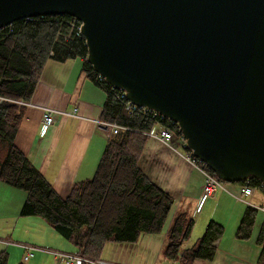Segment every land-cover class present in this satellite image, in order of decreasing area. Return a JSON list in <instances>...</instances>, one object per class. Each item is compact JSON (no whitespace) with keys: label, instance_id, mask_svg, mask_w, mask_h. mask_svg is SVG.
Listing matches in <instances>:
<instances>
[{"label":"water","instance_id":"1","mask_svg":"<svg viewBox=\"0 0 264 264\" xmlns=\"http://www.w3.org/2000/svg\"><path fill=\"white\" fill-rule=\"evenodd\" d=\"M48 14L82 22L95 70L221 180L264 182V0H0V28Z\"/></svg>","mask_w":264,"mask_h":264},{"label":"trees","instance_id":"2","mask_svg":"<svg viewBox=\"0 0 264 264\" xmlns=\"http://www.w3.org/2000/svg\"><path fill=\"white\" fill-rule=\"evenodd\" d=\"M73 21L80 24L68 14H48L21 18L0 28V182L26 192L22 216L41 217L70 242L73 252L101 258L109 242L135 243L142 234L161 233L174 197L153 182L139 165L149 138L144 132L154 127L156 118L142 108L130 112L118 97L120 89L98 79V72L87 59L86 40ZM75 57L83 58L86 76L107 91L101 118L129 129H121L108 138L93 177L76 182L64 196L32 163L16 139L26 103L34 95L47 60ZM171 126L181 136L179 127L174 123ZM210 171L218 177L211 168ZM236 183L259 188L263 182L250 175ZM257 213L250 206L245 210L237 230L239 238L251 236ZM194 223L188 211L176 215L167 233V259L194 264L197 259L214 257L224 227L212 220L198 242L186 247ZM257 243L262 247L259 264H264V222ZM0 264H9L7 250L0 251Z\"/></svg>","mask_w":264,"mask_h":264},{"label":"crops","instance_id":"3","mask_svg":"<svg viewBox=\"0 0 264 264\" xmlns=\"http://www.w3.org/2000/svg\"><path fill=\"white\" fill-rule=\"evenodd\" d=\"M82 68L83 58L81 57L66 61H57L53 58L47 60L34 95L26 103V114L16 139L18 146L32 163L64 196L76 182L93 177L110 137L109 130L96 122L103 120L101 114L107 99V91L89 79ZM75 107H77L75 115L66 114ZM45 108L56 110L54 123L49 128L44 127ZM179 152L149 136L139 165L153 182L173 195L174 203L171 211L173 213L169 221H166L167 224L165 223L161 233L142 234L135 244L113 242L108 251L123 247L128 250L127 256L130 252H139L144 256H140L136 264H182L178 260H169L165 254L163 255L167 245V233L180 211H188L193 216L192 208L195 206L198 216L194 218L195 223L190 237L198 228L204 229L205 232L212 220L224 227V233L216 242L214 257L211 260L197 259L194 264H259L262 247L257 243V239L260 226L264 222V211L253 207L249 202L258 206L263 205L264 192L256 190L252 196H249L242 192V184L227 183L226 188H218L212 196L203 201L205 175L185 158L186 151L179 150ZM19 189L0 182V211L5 212L7 201L11 196L15 194L20 196L17 209L13 206L10 214L12 218H15L13 228L7 230L9 231L7 237H0L3 245L0 251H14L11 245H17L22 249L21 260L22 253H25L23 247L25 244L36 246L44 244L49 246H43L44 248L73 252V246L67 240L70 245L67 249L59 247L63 241L57 237L53 238L56 241L55 244L50 241L51 236L54 235L52 232L54 229L46 221L44 222V219L39 216L21 215L26 192ZM208 202L211 205L210 212L203 218L202 213ZM249 206L256 209L258 213L251 236L242 239L237 236V230ZM14 214H17V217ZM19 222L22 223L24 235L30 243L16 242L11 239ZM35 227L38 228L32 235ZM41 230L48 234L45 240H42L39 235ZM4 239H8L9 243H4ZM188 241L185 244L186 247L190 246ZM106 253L108 252L104 249L102 258L104 256H106L104 259L109 260L124 258L123 255L121 257L111 253L108 256L105 255ZM49 254L52 256L51 253ZM35 259H41L44 263L51 260L49 256L43 255L35 256Z\"/></svg>","mask_w":264,"mask_h":264},{"label":"built area","instance_id":"4","mask_svg":"<svg viewBox=\"0 0 264 264\" xmlns=\"http://www.w3.org/2000/svg\"><path fill=\"white\" fill-rule=\"evenodd\" d=\"M44 16V15H41ZM33 17H28L27 19H32ZM13 23V22H12ZM10 23V24H12ZM73 26L78 28L79 34L82 35L81 32V26L82 23L77 24L76 21H73ZM5 27V26H4ZM3 28V27H1ZM99 74V73H98ZM98 79L101 81H106V79L99 74ZM118 97L120 100H122L125 103V107L130 111H134L136 108H142L139 107L138 105H135L127 96V93L125 90L120 89V92L118 94ZM145 110H150L153 113V116L156 118V123L154 124V127L151 128L149 131H145L144 133L147 136L154 137L156 139H159L162 143L177 149L174 145L175 141V131L172 128L171 124L175 123V121L162 113L149 109V108H142ZM55 112L54 109L51 108H45V112L43 114V122H44V127L49 128L53 123H54V115L53 113ZM77 112V107L73 108L71 111L67 112V114L75 115ZM161 119V120H160ZM162 120H168V123H164ZM97 122L101 123L102 125L105 126L106 129L109 130L110 135L117 134L119 130L121 129H129L128 126H124L117 121H104V120H97ZM181 139L183 140V144L185 147V158L191 162V164L195 167H197L199 170H201L204 175H205V184H204V190H203V201L209 197L212 196L213 193L218 189V188H226L225 182L220 180L218 177L214 176L211 171L210 167H208V164L204 162L202 159L199 157L195 156L192 152V150H189L187 147V140L183 134H181ZM184 156V155H183ZM241 190L244 194L252 196L256 190L264 192V183H262L261 186L254 187L249 183H245L244 185L241 186ZM250 205L253 207L263 210L264 211V204L261 206H256L255 204L249 202ZM7 243V242H6ZM26 249V254H25V260H28L30 257L34 256V252L38 249L37 247H34L32 245H24ZM45 251L50 252L54 256L55 263H64V264H117L113 262H109L107 260L101 259V258H91L88 256H83L78 253H72V252H65V251H60V250H46L42 249Z\"/></svg>","mask_w":264,"mask_h":264},{"label":"rangeland","instance_id":"5","mask_svg":"<svg viewBox=\"0 0 264 264\" xmlns=\"http://www.w3.org/2000/svg\"><path fill=\"white\" fill-rule=\"evenodd\" d=\"M51 109H53V108H51ZM55 112H56V110H55ZM54 113H53V115H54ZM66 114H67V112H66ZM69 115H71V114H69ZM54 120H55V117H54ZM104 121H106V120H104ZM174 145L177 148L175 150H177L178 152H179V150L185 151V147H184V144H183V140L181 139V137L179 135H175ZM205 180H206V178H205ZM226 184L227 183H225V186H226ZM19 190H22V189H19ZM19 201H20V196L18 194H15L14 196H11V198H9V200L7 201V205H6V208H5V212L0 211V237H2V238L7 237L9 235V231H7V230H11L13 228L15 218H12V216L10 214L13 211V206H14V209H17V203H19ZM256 206H258V205H256ZM210 207H211L210 202H208L205 205L204 211L202 213L203 218L209 214ZM195 210H196V208L194 206L192 208V212H193L192 214H193L194 218L196 219V217L198 216V214H197V212ZM171 211H172V209H171ZM14 213H15V210H14ZM172 213L169 215L167 221H169V219L171 218ZM14 215H15V217H17V214H14ZM29 217H32V216H29ZM44 222H45V220H44ZM37 228L38 227H35L34 228V230L32 231V235H33L34 231ZM52 232L54 234L50 238V241L52 243H54V244L56 243V241L53 238L54 237H57V238H59V240H62L63 241V244L62 245H59V247L61 249H67L70 246L69 243L64 238H62L60 235H58L54 230ZM203 232H204V229L203 230H199V228H198L191 235V237H190V239L188 241V245L192 246V245L196 244L198 242V240L202 237V235H203L202 233ZM24 233H25V230L22 228V223L19 222L17 224V226H16L15 234H14V236H12L11 239L14 240V241H16V242H26V243H30L27 240V237L24 235ZM39 235H41L42 240H45V237L48 236V234L45 233L44 230H41ZM1 242L2 241H0V250L3 248V245L1 244ZM112 244H114V243L113 242H110L106 246L105 251L108 252V253H106L105 255H108V254L113 253L116 256L117 255H120L122 257V255H123L124 258H111V260H109L107 258V260H109V261L116 262V263H119V264H130V263L131 264H136V262L138 261V259L140 258V256H142V255H140L139 252H134V253H131L130 252L129 256H127L128 255V250L125 249V248H123V247H120L119 249H112V250L108 251L110 249V247L112 246ZM133 244H135V243H133ZM11 246H13L12 248L15 249V250L14 251H12V250L11 251L10 250L8 251V253H9V264H19L20 262H22V260L24 261V259H23L24 253H22V260H21V256H20V254H21L20 251L22 249L20 247H18L17 245H11ZM41 246L49 247V246H46L44 244H41ZM55 249H57V248H55ZM164 254H165V249L163 251V255ZM42 255L43 256H49L51 258V260L49 262H47V263H44L43 260H41V259L40 260H36L35 257L33 256V257H30L29 260H26V262L25 261L24 262L26 264H56L55 261H54V259H53V257L49 253L37 252L35 256H42ZM104 258H106V256H104Z\"/></svg>","mask_w":264,"mask_h":264},{"label":"bare ground","instance_id":"6","mask_svg":"<svg viewBox=\"0 0 264 264\" xmlns=\"http://www.w3.org/2000/svg\"><path fill=\"white\" fill-rule=\"evenodd\" d=\"M0 99H2V98H0ZM138 106H139V105H138ZM139 107H142V108H149V107H146V106H139ZM149 109H151V108H149ZM152 110H154V109H152ZM155 111H158V110H155ZM158 112H159V111H158ZM174 124H176V125L179 127V129L181 130V127H180L179 122L175 121ZM181 131H182V130H181Z\"/></svg>","mask_w":264,"mask_h":264}]
</instances>
